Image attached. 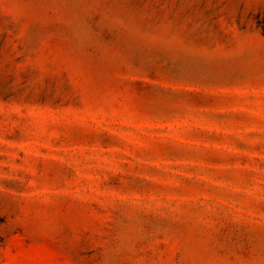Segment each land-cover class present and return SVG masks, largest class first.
<instances>
[{"label": "rangeland", "instance_id": "rangeland-1", "mask_svg": "<svg viewBox=\"0 0 264 264\" xmlns=\"http://www.w3.org/2000/svg\"><path fill=\"white\" fill-rule=\"evenodd\" d=\"M0 264H264V0H0Z\"/></svg>", "mask_w": 264, "mask_h": 264}]
</instances>
